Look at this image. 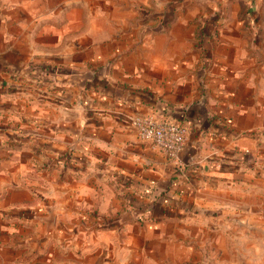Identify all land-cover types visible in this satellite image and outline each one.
Segmentation results:
<instances>
[{"label":"crops","instance_id":"1","mask_svg":"<svg viewBox=\"0 0 264 264\" xmlns=\"http://www.w3.org/2000/svg\"><path fill=\"white\" fill-rule=\"evenodd\" d=\"M261 92L264 0H0V264H186L196 239L252 224ZM77 95L86 126L54 122ZM150 112L188 129L181 166L127 139Z\"/></svg>","mask_w":264,"mask_h":264},{"label":"clouds","instance_id":"2","mask_svg":"<svg viewBox=\"0 0 264 264\" xmlns=\"http://www.w3.org/2000/svg\"><path fill=\"white\" fill-rule=\"evenodd\" d=\"M76 2H79V0H76ZM157 6H159V0H156ZM86 7V6H85ZM98 16H102L103 13L101 12H97ZM45 19H52L53 18V13H49V15L47 17H42ZM55 19H60V17H55ZM35 54V53H34ZM103 79H107L109 81L110 84H115L116 80L114 77L109 76V75H105L102 77ZM65 87L71 88L72 85L68 84L65 85ZM260 95H264V92H261ZM103 99H107V97H103ZM93 103L92 98L89 97L87 100H84L82 96L77 95L75 98V103L74 106L71 110H68L64 107H60L55 109L56 112H58V116L56 118V120L54 122L56 123H60L62 121H67L69 117H72L76 124L78 125V127L80 129H83L86 124H87V120H86V116H85V111L86 108L91 106ZM121 105H124V101H120ZM117 109L114 106H110L108 109H102L100 111H116ZM105 120H111V116H104L102 117ZM129 119L132 120L133 124L132 127L134 129L137 130V132L140 133V138L146 141H151L153 140L155 137H158L160 134L159 133H155L154 136V132L155 129L153 128L152 130H149L151 128L152 125H156L159 122L156 120L155 115H153L151 112L147 115V116H134L129 114ZM63 139L62 136H58L57 140L61 141ZM127 139L129 141L132 142H136L137 141V136L136 135H131L129 137H127ZM264 139V138H262ZM73 140L76 141L77 143H81L80 138L78 136H74ZM95 143L101 147L104 148L108 151H114V149H111L108 147V145L104 144L102 141H95ZM176 140L173 139H166V138H160L158 143L156 144V147L153 149V151H156L160 154H165V153H170L171 155V163L174 166H181V161L177 155V153L180 151V149L178 147H176ZM247 150V149H245ZM132 159L139 161L140 157L138 156H133ZM194 163L196 161H193ZM200 163H203L204 161L201 159L199 161ZM98 163L97 161H93V164L90 166L89 168V172L90 173H95L97 171V169L95 168V164ZM108 171H111V168L108 169ZM158 175L161 176V178H166L165 177V173L163 168H161L158 173ZM253 175H255V173H253ZM105 176H107V172L105 173ZM201 187H205V185H201ZM223 188H225L226 190H233L235 187V185H233L231 182L225 184L222 186ZM152 188H155V185L153 184L151 186V188L146 187L144 189L145 192H150L152 190ZM168 201H165V203H167ZM242 224L247 223L248 227L254 231V232H261L262 234H264V232H262L261 229L259 228H252L250 222L242 220L241 221ZM262 244H264V240H260L259 238H257V243L256 246H254V248L249 252L250 256H253L254 258L259 259L262 264H264V246H261ZM127 256L130 257L131 256V252L127 251ZM121 264H127V259H123L121 261Z\"/></svg>","mask_w":264,"mask_h":264},{"label":"rangeland","instance_id":"3","mask_svg":"<svg viewBox=\"0 0 264 264\" xmlns=\"http://www.w3.org/2000/svg\"><path fill=\"white\" fill-rule=\"evenodd\" d=\"M242 226L241 231L237 230L236 233L215 231L209 237L196 239L193 243L194 252L186 255V264H262L259 259L250 256L249 252L256 246L257 238L264 240V234L252 231L247 223ZM251 226L264 232V215L257 217ZM74 263L71 257L66 259V264Z\"/></svg>","mask_w":264,"mask_h":264},{"label":"built area","instance_id":"4","mask_svg":"<svg viewBox=\"0 0 264 264\" xmlns=\"http://www.w3.org/2000/svg\"><path fill=\"white\" fill-rule=\"evenodd\" d=\"M134 116H147V115H134ZM155 117L159 123L156 125H152L149 130H152L154 128L155 129L154 136H155V133H159L160 135L158 137H155L151 141H146V140L141 139L140 133L137 132V130L132 127L134 129L138 139L143 141V142L150 144L153 148L156 147V144L158 143L160 138L176 140L177 141L176 147H178L180 149V151L177 153V155H179V153L181 152V150L184 147L186 137L188 134V129L181 124H177V123H174L172 121L163 119L162 117H159L157 115H155ZM132 124H133V122L131 120V126H132ZM164 155L171 159L170 153H165Z\"/></svg>","mask_w":264,"mask_h":264},{"label":"water","instance_id":"5","mask_svg":"<svg viewBox=\"0 0 264 264\" xmlns=\"http://www.w3.org/2000/svg\"><path fill=\"white\" fill-rule=\"evenodd\" d=\"M251 4H254L255 0H249Z\"/></svg>","mask_w":264,"mask_h":264}]
</instances>
